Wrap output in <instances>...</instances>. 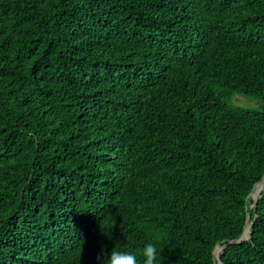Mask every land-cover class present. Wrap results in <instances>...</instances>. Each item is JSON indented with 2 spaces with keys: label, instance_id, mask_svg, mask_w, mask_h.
I'll return each mask as SVG.
<instances>
[{
  "label": "trees",
  "instance_id": "16d2710c",
  "mask_svg": "<svg viewBox=\"0 0 264 264\" xmlns=\"http://www.w3.org/2000/svg\"><path fill=\"white\" fill-rule=\"evenodd\" d=\"M263 177L264 0H0V264H264Z\"/></svg>",
  "mask_w": 264,
  "mask_h": 264
},
{
  "label": "clouds",
  "instance_id": "9594fccd",
  "mask_svg": "<svg viewBox=\"0 0 264 264\" xmlns=\"http://www.w3.org/2000/svg\"><path fill=\"white\" fill-rule=\"evenodd\" d=\"M157 247L154 243H146L141 250L143 264H157ZM100 264H137V258L134 254L113 250L107 258L97 256Z\"/></svg>",
  "mask_w": 264,
  "mask_h": 264
},
{
  "label": "water",
  "instance_id": "95a60500",
  "mask_svg": "<svg viewBox=\"0 0 264 264\" xmlns=\"http://www.w3.org/2000/svg\"><path fill=\"white\" fill-rule=\"evenodd\" d=\"M255 186H254V188H255ZM252 191H251V193H252ZM263 192H264V190H263ZM263 192L260 194V196L256 200L253 201V204H250L249 211H248V219H247V223L245 225V228H244L243 233L238 238L231 240L230 243H237V242H240V241H242L244 239H248V238H250L252 236V226H253L254 221H255V219H252V216H253L252 215V210H254V211L257 210V205H258L259 199L262 197ZM251 193H250V195H251ZM250 195H249V197H250ZM249 221H250V225H249V228H248L249 234L245 236L246 228L248 226ZM218 246H221L222 247V252H221V254H220L219 257H217L216 254H215V257L217 258L218 264H223V254H224V251H225L226 247L228 246V243L227 244H223V245H217L216 248ZM216 248H215V250H216ZM215 250H214V253H215Z\"/></svg>",
  "mask_w": 264,
  "mask_h": 264
},
{
  "label": "bare ground",
  "instance_id": "6f19581e",
  "mask_svg": "<svg viewBox=\"0 0 264 264\" xmlns=\"http://www.w3.org/2000/svg\"><path fill=\"white\" fill-rule=\"evenodd\" d=\"M258 183H259V184H258ZM258 183L256 184L255 188L253 189V191H252V193H251V195H250V197L253 198V201L256 200V199L260 196V193H262L261 191L264 189V178H263L260 182H258ZM252 204H253V203H252ZM249 225H250V221H249L248 226H247V228H246L245 236L249 234V232H248ZM220 249H221V247L218 246V247L216 248V250H215V254L218 255ZM221 252H222V251H221ZM220 254H221V253H220ZM220 254H219L218 256H217V255H216V256L219 257ZM217 264H218V262H217Z\"/></svg>",
  "mask_w": 264,
  "mask_h": 264
},
{
  "label": "rangeland",
  "instance_id": "374dc122",
  "mask_svg": "<svg viewBox=\"0 0 264 264\" xmlns=\"http://www.w3.org/2000/svg\"><path fill=\"white\" fill-rule=\"evenodd\" d=\"M236 102L238 103V104H241V105H243V106H249V107H251V106H255V105H258V102L255 100V99H253V98H250V97H246V96H237L236 97ZM252 201H253V198H251V197H249V207H250V204H252ZM221 247V246H220ZM221 251H222V247H221V249H220V251H219V254L221 253ZM218 254V255H219ZM217 255V254H216ZM217 255V256H218Z\"/></svg>",
  "mask_w": 264,
  "mask_h": 264
}]
</instances>
